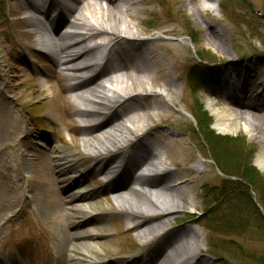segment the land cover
Returning a JSON list of instances; mask_svg holds the SVG:
<instances>
[{"label": "bare ground", "instance_id": "1", "mask_svg": "<svg viewBox=\"0 0 264 264\" xmlns=\"http://www.w3.org/2000/svg\"><path fill=\"white\" fill-rule=\"evenodd\" d=\"M144 1L150 4L149 0H2L5 11L0 3V20L4 25L0 28V39L7 40L2 41L6 50L11 49L7 51L9 60H2L0 65L2 72L6 68L10 72L5 90L10 94V89L16 87L14 80L8 81L18 78L15 57L27 56L29 69L33 71L30 73L38 75V83L31 87L33 91L30 94L38 95L40 89L48 91L47 115L61 119L70 143L78 141L74 145L75 154L67 150L59 152V148L45 138L41 139L45 148L34 150L38 159L47 157L50 166L54 165L51 170L54 175L50 173V177L55 176L58 204L64 209L70 207L73 212L67 215L68 226L72 220L77 222L74 223V232L61 231L56 245L60 257L57 264H63L67 248L74 254L69 260L76 255L81 257L69 264H134L135 261L139 264H210L199 255V236L190 227L177 231L168 229L170 219L188 206L181 192L183 186H179L176 178L178 174L165 167L155 178L144 175L152 171L149 167L154 161L166 166L169 157L165 158L167 149L162 153L165 146L170 151L186 152L182 140H175L172 133L161 128L163 122L171 117L172 113L168 112L170 106L176 104L178 92L174 86L171 90V64L158 53L164 45H155L154 40L140 37L157 26L150 20H140V15L138 17L135 13L139 6L137 10L141 14L149 12L143 6ZM160 4L166 2L159 0L157 5L161 7ZM225 36L223 28L218 30L211 26L209 29V41L221 53L222 60L227 59L223 63L231 68L233 62ZM89 43L100 54H105L99 66L93 61V47L89 48ZM165 49L167 56L176 60V54L167 47ZM197 78L200 88L205 89ZM161 82H164L163 88L170 91L169 100L152 90V86ZM224 86L223 112L214 113L218 117L217 132L226 134L229 126H241L251 139L264 147V130L251 123L264 117L260 115L264 111V97H261L264 96V87L254 84L241 67L233 78L225 80ZM257 87H261L258 95ZM12 97V94L6 96L0 92V172L7 168L4 158L10 160L15 172H19V163L29 155L28 151L19 152L15 146L10 147V154H3L5 149L9 150L7 144L19 132L21 124L13 116L11 107H15V103ZM204 123L211 124L209 120ZM61 143L69 144L64 138H61ZM214 156L219 157L218 153ZM259 166L264 169V150L259 155ZM246 167H250L249 162ZM79 168L83 171H78ZM222 171L226 175L223 185H231L229 190L232 193H227L220 201L215 200L216 211L211 223L216 228L211 230L221 235L231 233L236 236L250 224L236 226L238 223L233 222L236 217L233 218L232 209L226 203L227 198H235L241 190L244 191V187L240 181L229 179L234 172L232 166L226 170L228 174L224 168ZM85 179H91L90 183L96 185V189L91 190L85 185ZM181 184L186 185L187 182ZM13 187L17 189V183ZM85 187L87 191L82 192ZM259 193H264V186ZM99 195L105 199L109 209L95 205L94 196ZM17 203L15 196L0 195V221L2 210L14 208ZM244 203L248 204V209H254L247 213L246 221H255L253 229L264 232V219L259 208L251 197ZM114 216L121 217V225L127 227V232L135 233L141 243V251L143 249L126 263L121 262L124 259L103 261L104 258L95 257L87 247L86 241L91 239L103 245L98 242L105 232L100 222ZM86 223L94 225L83 229ZM230 227L232 231L228 230ZM234 245L236 250H242ZM17 254L11 250L5 256L7 259L10 257L7 264H20L22 257H17ZM82 257L96 260L87 263ZM221 262L229 264L222 259ZM0 264H5L1 257Z\"/></svg>", "mask_w": 264, "mask_h": 264}, {"label": "rangeland", "instance_id": "2", "mask_svg": "<svg viewBox=\"0 0 264 264\" xmlns=\"http://www.w3.org/2000/svg\"><path fill=\"white\" fill-rule=\"evenodd\" d=\"M158 1L149 0L150 4L144 1L143 6L149 12L141 14L137 10L139 6L135 13L138 17L140 15V20L141 18L150 20L157 25L152 31L140 37L154 40L155 45H164L158 53L167 60L166 63L171 64V90L174 86L178 92L176 104H172L168 112L172 113L171 117L163 122L161 128L169 134L172 133L175 140H182L186 152L170 151L165 146V149L162 148V153L168 152V155L165 153V158L169 157L166 167L178 174L176 178L179 186H183L181 192L188 206L185 211L176 213L170 219L168 229L177 231L190 227L199 236V255L206 258L210 264H223L221 259L229 264H264V232L253 229L252 224L256 223L255 221L247 220L246 223L250 226L236 236L231 233L221 235L202 227L205 225L206 216L210 213L209 217H212L216 211L215 203L217 202L213 201V194L215 191L220 193L225 186L223 181L226 175L222 169L224 168L228 174L226 170L231 166L234 172L229 179L240 181L246 196L252 198L264 219V193H259L264 183H261L257 176L264 180V169L259 166V155L264 147L257 140L251 139L241 126L231 125L226 129V134H219L215 127L218 117L214 114L217 112L222 114L224 82L233 78L240 67L251 77L254 84L264 87V0H164L166 4H160L161 7L157 5ZM0 3L1 9L5 11L2 0ZM101 5L104 6V2ZM223 7L226 9H222ZM135 24L138 25L139 22ZM3 26L0 20V28ZM211 26L218 30L225 29V41L233 67L230 68L223 63L227 59L222 60L221 53L209 41L208 32ZM137 28L141 29L140 26ZM2 41L7 40L0 39V65L2 60L5 62L9 60L7 54L11 50H6ZM165 47L176 54V60L172 59V61L167 56ZM20 57L17 55L14 59L15 67L18 68L16 73L18 78L8 80L16 82V87L10 89V94L5 90L10 72L7 68L5 72H2L0 68V92L6 96L12 94V102L15 103V107H11L14 110L13 116L21 121L19 132L10 138L7 144L9 150L5 149L3 154H10L12 150L10 147L15 146L19 152L28 151L29 155L25 161L19 163V172H15L10 160L4 158L7 168L5 172H0V195L6 193L15 196L18 205L2 210L0 255L20 248L31 256L39 257L35 264H55L59 257L56 245H58L59 236L61 237V231L74 232V223L77 222L72 220L73 223L68 226L67 215L73 212L70 207L64 209L58 204L55 176L50 177V173L54 175L51 171L54 165L50 166L47 157L38 159L34 150L45 148L41 140L45 138L50 144L59 148V152L67 150L70 154H75L74 145L78 144V141L74 140L70 143L71 139L61 119L47 115L48 91L40 89L41 93L38 95L34 92L30 94L33 91L31 87L38 83V75L30 73L33 71L29 69V58L23 55ZM200 58L204 59L205 65ZM202 68L205 73H201ZM197 76L205 89L200 88ZM163 83L152 86V90L160 93L163 99L169 100L170 91L163 88ZM261 87H257V95L261 93ZM148 107L150 108V105ZM200 108L205 117L201 125L200 121L197 122L198 114L201 116ZM148 113L152 114L151 110H148ZM261 114L264 115V111ZM207 120L211 124L204 123ZM11 122L12 125L15 123L13 118ZM251 123L264 130V117L253 120ZM206 134L232 142L211 141L210 147L213 152L211 153L204 140ZM61 138L67 140L69 144L63 145ZM216 153L219 155L218 159L214 156ZM242 162H249V166L254 170L245 166L242 167V171L240 169ZM78 171H83V168H79ZM90 182L91 179H85V185L95 190L96 185ZM184 182L187 184H181ZM15 183H17V189L13 187ZM257 184L259 186H252ZM86 187L82 189V192L87 191ZM94 199L96 206L108 209L102 195L94 196ZM227 201L226 206L232 209V215L238 216L240 220H246L247 213L253 211V209L250 210L251 208L248 209L247 203H238L235 198L229 197ZM102 220L104 223L99 222L102 224V231L105 232L98 242L103 245H99L96 239L86 241L87 247L94 252L95 257L100 256L101 259L104 258L103 261L113 262L124 259L121 262L126 263L130 260L127 254L143 252L135 233L127 232V227L121 225L123 221L120 216ZM92 225L94 224L86 223L83 229H88ZM234 244L240 246L242 250H236ZM65 252L67 256L63 264L81 259L79 255H76L69 260L70 255L74 254L68 252V248ZM115 254L116 257L112 258ZM82 258L87 263L96 260ZM134 264L139 263L135 261Z\"/></svg>", "mask_w": 264, "mask_h": 264}, {"label": "trees", "instance_id": "3", "mask_svg": "<svg viewBox=\"0 0 264 264\" xmlns=\"http://www.w3.org/2000/svg\"><path fill=\"white\" fill-rule=\"evenodd\" d=\"M204 59H202V60H200V61H203ZM201 66V65H200ZM203 68L201 69V71L203 72ZM199 73V72H198ZM198 79V78H197ZM196 108V110L198 109V106L197 107H195ZM202 111V109L200 108L199 109V112L201 113V116H199V114H198V118H199V120H198V118H197V122L199 123V121H200V125H201V121H203L204 120V114L201 112ZM196 113V112H195ZM207 127V126H206ZM205 143H207V145L209 146V150L211 151V153H212V148L210 147V142L211 141H216V142H225V141H227L228 143H231L232 141H229V140H225V139H223V138H221V137H218V136H214V135H208V134H206V137H205ZM225 140V141H224ZM233 141H235V140H233ZM247 163V162H246ZM246 163L244 162H242V165H241V167H240V169L242 170V167H245L246 166ZM250 170H253V169H250ZM243 171V170H242ZM241 171V172H242ZM227 186V184L224 186V188H223V190H221L220 191V193L218 192L217 193V191H215V193L213 194V201H215L216 199H217V201H220V199L222 198L223 199V197H225L226 195H227V193H232L230 190H229V186H230V188H231V185H228V187H226ZM239 190H241V186L239 187ZM222 191H223V194H222ZM217 196H218V198H217ZM211 197V198H212ZM237 200H238V202H244V201H247L249 198H248V195L246 196V194H245V192L244 191H242L241 190V192L239 193V195H237L236 197H235ZM251 208V207H250ZM253 208H251L250 210H252ZM254 210V209H253ZM250 212H252V211H250ZM210 214V213H209ZM209 214L206 216V218L204 219V227L206 228V229H210L211 230V228H213V229H215L216 227H215V225H213L212 223H211V216L209 217ZM236 217V221H233V222H237L238 224H240V223H242V224H245L246 223V220H240L239 218H238V216H234L233 215V218H235ZM238 224H235L236 226H238ZM228 230H230V231H232L231 230V227H230V229H228Z\"/></svg>", "mask_w": 264, "mask_h": 264}]
</instances>
